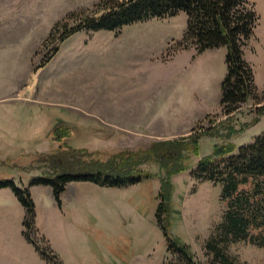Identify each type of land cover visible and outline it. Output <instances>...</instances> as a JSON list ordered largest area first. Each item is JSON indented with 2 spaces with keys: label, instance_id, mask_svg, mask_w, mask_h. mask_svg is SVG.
I'll use <instances>...</instances> for the list:
<instances>
[{
  "label": "rangeland",
  "instance_id": "rangeland-1",
  "mask_svg": "<svg viewBox=\"0 0 264 264\" xmlns=\"http://www.w3.org/2000/svg\"><path fill=\"white\" fill-rule=\"evenodd\" d=\"M107 1L0 0V181L26 191L33 204L30 218L11 188L0 189V264H164L171 258L165 234L206 264L205 243L226 206L220 185L192 173L215 147L231 144L236 153L264 133V112L257 113L264 106V0H246L258 17L242 49L256 98L229 116L220 103L226 49L175 51L186 30L182 12L60 42L84 18L108 12ZM58 126L70 131L69 148L103 159L183 143L166 233L156 217L165 172L155 161L136 167L149 174L136 184L72 181L58 201L51 186L33 184L46 176L37 155L59 146L50 136ZM225 253L239 264H264V247L238 242Z\"/></svg>",
  "mask_w": 264,
  "mask_h": 264
},
{
  "label": "trees",
  "instance_id": "trees-1",
  "mask_svg": "<svg viewBox=\"0 0 264 264\" xmlns=\"http://www.w3.org/2000/svg\"><path fill=\"white\" fill-rule=\"evenodd\" d=\"M98 18H84L62 34L60 42L78 31H109L119 34L125 26L148 20L172 18L182 12L186 15V30L175 51L194 47L198 53L225 48L226 75L221 84L222 113L229 116L248 100L256 98L252 69L242 59V49L252 36L258 17L246 0H108ZM58 27V25L56 26ZM55 29L53 30V32ZM264 112L259 107L258 116ZM258 122L254 119V123ZM209 131V130H208ZM210 132V131H209ZM242 132V131H239ZM204 132L202 134H205ZM235 133L230 129V134ZM193 130L188 138L197 135ZM70 131L55 127L51 138L59 143L50 154H38L36 162L46 168V176L33 180V184L49 185L56 200L68 182L88 181L106 187L132 185L148 178L136 170L143 162L155 161L165 175L160 179L156 217L162 230L173 212L171 207L174 186L171 177L181 168L174 165L180 159L183 143L163 141L152 143L145 150H123L103 159L101 152L69 148L65 139ZM97 156L96 159H92ZM192 176L199 182L220 185V198L226 211L215 235L205 243L204 250L210 260L206 264H239L229 258L225 249L234 243L244 242L258 248L264 247V133L234 153L231 144L215 147L211 155L202 158ZM11 188L26 213L31 218L33 204L26 191H21L9 181H0V189ZM29 227V224L26 223ZM170 260L164 264H201L192 250L166 234ZM44 257L45 254H43ZM51 260L55 257H49Z\"/></svg>",
  "mask_w": 264,
  "mask_h": 264
}]
</instances>
